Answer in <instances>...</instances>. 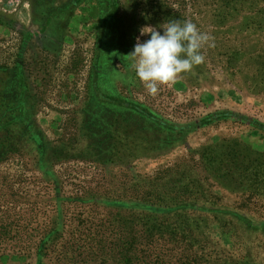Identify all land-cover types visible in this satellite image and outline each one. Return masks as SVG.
<instances>
[{
    "label": "rangeland",
    "instance_id": "1",
    "mask_svg": "<svg viewBox=\"0 0 264 264\" xmlns=\"http://www.w3.org/2000/svg\"><path fill=\"white\" fill-rule=\"evenodd\" d=\"M37 1L0 0L4 20L0 65L24 62L41 100L37 123L51 141H72L74 153L54 165L59 186L37 168L32 146L0 164V264H264V130L228 118L163 148L150 140L159 134L143 130L142 124L123 114L114 128L127 141L117 143V150L125 154L131 141L127 136L134 131L142 138L130 143H139L142 150L137 156L129 151L128 158L114 157L119 163L106 167L100 160L108 157L102 158L100 148L91 147L83 134L99 4L85 0L70 10L60 46L47 48L46 32L25 41L30 30L37 32L43 26L35 17ZM68 1L72 2L54 0L49 6L61 7ZM153 1L155 6L143 5L129 14V19H146L139 24L137 37L144 26L163 32L159 27L163 23L191 21L212 37L211 46L200 50L202 63L158 84L155 94L136 76L132 64L126 68L118 62L127 77L117 78V88L181 123L223 109L264 122V0ZM124 31L130 33L128 27ZM149 37L140 36L141 42ZM228 140L262 156L256 160L260 169L249 170L244 183L232 186L215 180L202 160L206 148ZM192 174L205 182L208 202L224 212H192L194 228H169L174 220L147 221L139 212L98 201L143 197L150 191L148 180L179 175L187 182L195 178ZM92 197L94 202L82 201ZM60 214L62 222L57 219ZM59 225L64 228L62 236L47 241L40 261V243Z\"/></svg>",
    "mask_w": 264,
    "mask_h": 264
},
{
    "label": "trees",
    "instance_id": "2",
    "mask_svg": "<svg viewBox=\"0 0 264 264\" xmlns=\"http://www.w3.org/2000/svg\"><path fill=\"white\" fill-rule=\"evenodd\" d=\"M84 1L72 0L61 7L52 6L49 12L48 5L34 3L35 8H38L40 19L36 14L35 17L44 24V32L48 33V13H51L49 19H52L74 10ZM97 2L100 8V20L89 98L84 109L86 120L83 124L85 129L83 134L91 147L100 148L102 158L108 157V160H100L101 163L108 164L105 165L106 167L119 163V160H114V157L128 158L129 151L137 156L142 150L139 143H133L138 144L135 146L130 143L142 138L138 131L128 134L127 139L131 141L126 144L128 150L125 154L122 155L121 150H117L119 149L117 143L126 140V135L123 138L122 134L114 128L115 122L122 118L120 115L123 114L136 123L142 124L144 129H141L159 134L157 138L150 140L158 141L163 148H166L168 144L183 142L190 133L228 118L264 130L263 121L229 109L216 111L193 122L181 123L165 117L144 102L125 96L117 88V78L127 74H123L117 64L121 62L127 68L133 63L130 53L134 49L139 24L146 21L144 17L129 19V14L139 11L143 5L148 4L150 7L155 6V3L153 0H146V2L145 0H97ZM138 13L141 16L140 12ZM3 21V18H0V23H4ZM127 27L130 33L125 34L124 30H127ZM31 37L32 34H29L25 41L27 42ZM45 40V47L48 48V35ZM26 42L22 47V54ZM40 102V96L31 83L23 61H19L14 67L0 65V164L7 160L10 154L30 151L32 146L37 155V168L47 180L59 186L60 178L54 170V165L57 161L66 159V155L70 156L74 153V149H71L74 144L72 141L65 140L56 143L48 138L37 123ZM144 149L148 150V146ZM260 157L262 158L261 155L240 145L237 141L228 140L217 146L206 148L203 151L202 160L215 180L222 185L232 186L233 182L244 183L245 175L249 170L260 169V166H256V160H262ZM94 161L98 162V160ZM186 177H191V174L186 173ZM192 177L195 178L187 182H184L183 176L179 175L176 179L167 177L164 181L161 178L151 179L147 181L150 191L145 192L143 197L99 198L98 201L119 209L125 208L132 212H139L147 221L160 220L161 217L174 220L175 222H169V228L193 227L192 212L224 214L219 207L216 208L214 204L208 202L210 198L205 191V182L197 175L192 174ZM82 201L94 202L95 198ZM59 203L61 211L62 203ZM62 217L63 215L60 214L57 217L58 221L62 222ZM238 217L242 216L239 214ZM241 219L247 224L252 223L246 218ZM62 225L54 227L40 243V261L44 257L47 241L49 243L62 236L64 229Z\"/></svg>",
    "mask_w": 264,
    "mask_h": 264
},
{
    "label": "clouds",
    "instance_id": "3",
    "mask_svg": "<svg viewBox=\"0 0 264 264\" xmlns=\"http://www.w3.org/2000/svg\"><path fill=\"white\" fill-rule=\"evenodd\" d=\"M159 27L163 32L153 26L142 27L140 36L150 34V37L143 42L140 36L136 37L130 53L136 76L152 94L157 92L158 84L173 81L178 74L202 63L204 56L200 50L205 44L211 46L212 40L191 21L173 20Z\"/></svg>",
    "mask_w": 264,
    "mask_h": 264
},
{
    "label": "flooded vegetation",
    "instance_id": "4",
    "mask_svg": "<svg viewBox=\"0 0 264 264\" xmlns=\"http://www.w3.org/2000/svg\"><path fill=\"white\" fill-rule=\"evenodd\" d=\"M47 1H48V3H47ZM52 1H54V0H38L37 4L38 3H42L45 5L48 4V12H49V9L52 7L49 5H52ZM38 14L39 13H37V15ZM50 15H51V13H48V22H49L48 23V46L53 45L56 48V47H59L61 44L60 38L65 31V20H66V17L68 16V13H62L61 15H57L56 17H54L52 19H49ZM61 18L63 20H60ZM44 29H45V26L43 24V26H41V29L38 30L37 32H33L32 30H30V32H28L26 35L28 36L29 34H32L31 39H33L34 37H38V36L42 35L44 33Z\"/></svg>",
    "mask_w": 264,
    "mask_h": 264
}]
</instances>
